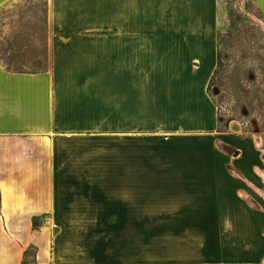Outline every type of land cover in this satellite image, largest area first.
I'll use <instances>...</instances> for the list:
<instances>
[{
	"label": "crops",
	"instance_id": "crops-1",
	"mask_svg": "<svg viewBox=\"0 0 264 264\" xmlns=\"http://www.w3.org/2000/svg\"><path fill=\"white\" fill-rule=\"evenodd\" d=\"M115 1L46 0V68L0 55V264H263L264 212L244 196L256 166L239 150L166 161L167 144L217 129L218 0H129V39L79 36L78 15ZM128 222L125 251L111 231Z\"/></svg>",
	"mask_w": 264,
	"mask_h": 264
},
{
	"label": "rangeland",
	"instance_id": "rangeland-1",
	"mask_svg": "<svg viewBox=\"0 0 264 264\" xmlns=\"http://www.w3.org/2000/svg\"><path fill=\"white\" fill-rule=\"evenodd\" d=\"M127 1L129 4V0H116V12L103 10L101 13L78 15L76 19L87 27L78 31L79 36L96 34L103 38L129 39V12L124 9ZM46 18V0L7 2L0 12L1 57L9 60L13 56L16 61L21 60L18 67L25 69L46 68L47 40L50 37ZM64 32L67 34L69 31ZM217 44V66L207 87L217 109V129L213 134L197 132L185 135L181 142L167 144L164 149L174 158L166 157V161L173 160V164L183 165L209 164L212 161L209 156L214 152L217 157L215 164L230 165L236 158L234 151L239 150L237 156L241 159H236L240 161L237 164L247 161L248 166H256L257 173L264 179V5L258 0H218ZM19 49L21 51L17 53ZM233 121L238 123V130L229 128ZM115 133L129 134V125L117 126ZM117 146L118 151L129 152V140L119 138ZM148 158L154 160L146 156V160ZM254 177L256 181L247 186L244 196L257 206L251 199L254 197L264 212V182L257 174ZM252 185L258 190H254ZM93 224L90 223V227ZM118 225L119 228L111 234L123 243L127 251L131 243L129 222ZM87 234L90 235L87 239H96L101 231L97 229ZM134 246L135 258L142 257L139 245ZM116 256L118 260L127 261L130 257L129 253Z\"/></svg>",
	"mask_w": 264,
	"mask_h": 264
},
{
	"label": "trees",
	"instance_id": "trees-1",
	"mask_svg": "<svg viewBox=\"0 0 264 264\" xmlns=\"http://www.w3.org/2000/svg\"><path fill=\"white\" fill-rule=\"evenodd\" d=\"M38 31H40V30H38ZM20 51H21V49H19V51H17V53H18V52L20 53ZM4 61H5V64L8 66V68H13V69H17V70H22V69H24V68L18 67V66H20L21 60H17V61H16V60L13 58V56L10 57L9 60H4ZM34 225H35V223H34Z\"/></svg>",
	"mask_w": 264,
	"mask_h": 264
},
{
	"label": "bare ground",
	"instance_id": "bare-ground-1",
	"mask_svg": "<svg viewBox=\"0 0 264 264\" xmlns=\"http://www.w3.org/2000/svg\"><path fill=\"white\" fill-rule=\"evenodd\" d=\"M229 128L231 130L235 131V130H238L240 127H239L238 123L233 121V122L230 123Z\"/></svg>",
	"mask_w": 264,
	"mask_h": 264
}]
</instances>
